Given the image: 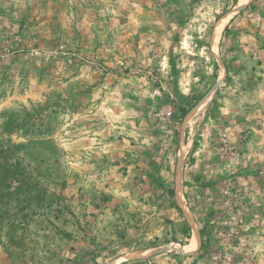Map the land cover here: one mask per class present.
I'll return each mask as SVG.
<instances>
[{
    "label": "rangeland",
    "instance_id": "rangeland-1",
    "mask_svg": "<svg viewBox=\"0 0 264 264\" xmlns=\"http://www.w3.org/2000/svg\"><path fill=\"white\" fill-rule=\"evenodd\" d=\"M0 146V264H264V0H0Z\"/></svg>",
    "mask_w": 264,
    "mask_h": 264
},
{
    "label": "bare ground",
    "instance_id": "bare-ground-1",
    "mask_svg": "<svg viewBox=\"0 0 264 264\" xmlns=\"http://www.w3.org/2000/svg\"><path fill=\"white\" fill-rule=\"evenodd\" d=\"M247 1V0H246ZM245 0H240V4L244 3ZM179 184V183H178ZM180 187V186H179ZM179 190V189H178ZM180 198V197H179ZM196 233V232H195ZM197 244V236L194 234V236L192 237L191 241L186 244L185 249L190 250L196 247Z\"/></svg>",
    "mask_w": 264,
    "mask_h": 264
},
{
    "label": "trees",
    "instance_id": "trees-1",
    "mask_svg": "<svg viewBox=\"0 0 264 264\" xmlns=\"http://www.w3.org/2000/svg\"><path fill=\"white\" fill-rule=\"evenodd\" d=\"M8 149L7 148H3L2 146H0V153H4V152H6Z\"/></svg>",
    "mask_w": 264,
    "mask_h": 264
}]
</instances>
